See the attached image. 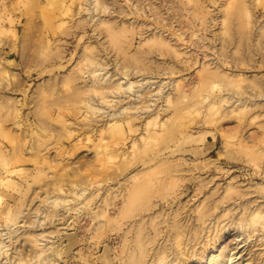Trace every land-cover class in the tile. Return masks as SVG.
Wrapping results in <instances>:
<instances>
[{
	"label": "rangeland",
	"instance_id": "rangeland-1",
	"mask_svg": "<svg viewBox=\"0 0 264 264\" xmlns=\"http://www.w3.org/2000/svg\"><path fill=\"white\" fill-rule=\"evenodd\" d=\"M228 255L264 264V0H0V264Z\"/></svg>",
	"mask_w": 264,
	"mask_h": 264
},
{
	"label": "bare ground",
	"instance_id": "bare-ground-1",
	"mask_svg": "<svg viewBox=\"0 0 264 264\" xmlns=\"http://www.w3.org/2000/svg\"><path fill=\"white\" fill-rule=\"evenodd\" d=\"M130 88V86H129ZM260 216L259 213H257L256 215L253 216V221L256 223V218H258ZM229 257H225V256H221L217 261H216V264H229L230 260H231V257L230 255H228ZM232 262V260H231Z\"/></svg>",
	"mask_w": 264,
	"mask_h": 264
}]
</instances>
